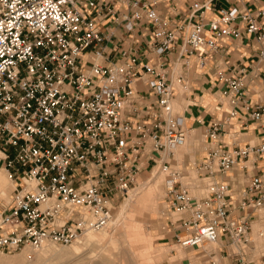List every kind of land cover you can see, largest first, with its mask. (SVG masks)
Listing matches in <instances>:
<instances>
[{"label":"built area","instance_id":"obj_1","mask_svg":"<svg viewBox=\"0 0 264 264\" xmlns=\"http://www.w3.org/2000/svg\"><path fill=\"white\" fill-rule=\"evenodd\" d=\"M217 1L0 0L1 253L30 259L104 228L149 168L177 248L264 264V0ZM223 37L257 48L227 73L214 60L223 115L197 119L202 156L178 163L193 127L173 101Z\"/></svg>","mask_w":264,"mask_h":264},{"label":"rangeland","instance_id":"obj_2","mask_svg":"<svg viewBox=\"0 0 264 264\" xmlns=\"http://www.w3.org/2000/svg\"><path fill=\"white\" fill-rule=\"evenodd\" d=\"M179 101L183 102L181 99ZM200 145L201 142L199 153L202 151ZM183 154L178 158V163L192 161L187 157V153ZM2 170L7 176L4 169ZM151 174L152 170L149 168L138 173L136 183L130 188L131 192L128 191L124 198L118 199L113 205V219L114 215L121 211L122 216L117 222L108 224V227L93 232L94 240L87 242L83 236L65 246L45 247L31 260H27L28 263L39 261L40 264H69L70 260L83 256L87 263L92 264H99L101 259L108 264H185L178 262L179 258L190 257L193 252L177 248L173 244V239L166 238L164 227L168 213L163 207V183L161 178L151 180ZM5 199L6 197L0 200ZM17 253L0 252V258L10 259L23 254Z\"/></svg>","mask_w":264,"mask_h":264},{"label":"crops","instance_id":"obj_3","mask_svg":"<svg viewBox=\"0 0 264 264\" xmlns=\"http://www.w3.org/2000/svg\"><path fill=\"white\" fill-rule=\"evenodd\" d=\"M186 1L188 0H180L177 4L176 8L180 13L184 12ZM250 3L251 1L245 2V5H249ZM217 4L229 6L230 1L218 0ZM218 45L221 48L220 51L214 54L208 61L203 74H193L192 71L188 73V80L190 82L188 96H176L174 99V108L183 112L186 126L193 127L190 129L189 145L183 151H179V149L175 151L177 159L184 155L183 153H187L188 158L195 161L198 160L202 156V152L199 153V143L203 140V125H199L197 119H201L204 123L210 118H221L223 115V111L219 107V102H221L219 89L213 85L215 82L210 75L214 60L218 59V67L223 69L224 73H227L230 63L233 65H246L252 59L253 52L257 48V45L246 37H242L239 40L223 37L218 40ZM191 70H194V68ZM191 98L194 99L191 102H195L196 105L187 103L189 100L186 99ZM179 99L183 100L184 104ZM165 233L167 234V239H172L171 232L165 231ZM186 258L189 260L187 264H197L196 259L192 255Z\"/></svg>","mask_w":264,"mask_h":264},{"label":"bare ground","instance_id":"obj_4","mask_svg":"<svg viewBox=\"0 0 264 264\" xmlns=\"http://www.w3.org/2000/svg\"><path fill=\"white\" fill-rule=\"evenodd\" d=\"M172 106H173V108H174V102H173V104H172ZM175 109V108H174ZM176 110V109H175ZM190 137V130L188 131V135H187V137L185 138V141H184V143L181 145V146H179V147H177V148H175L173 151H174V155L176 154L175 153V151L176 150H178V149H182V148H185V147H187V145H188V138ZM176 157V156H175ZM177 158V157H176ZM3 168H0V199H2V198H5V197H7V193L9 192V190L12 188V185H11V182L9 181V179H8V177L4 174V173H2V170ZM158 178H161L162 179V174L161 173H159V172H155L154 170H153V172H152V174H151V177H150V179L152 180V179H158ZM163 180V179H162ZM133 190V189H132ZM154 190V187H152V190L151 191H153ZM151 191H150V193H151ZM131 192V190H129V193ZM149 193V192H148ZM151 195V194H150ZM152 196V195H151ZM140 203V202H139ZM126 205V204H125ZM145 206V205H144ZM124 207V206H123ZM150 208V207H149ZM121 209V208H120ZM122 213H123V211H121V212H119L117 215L115 214L114 215V219H113V216H112V219H111V221H110V223L111 222H113V223H115V222H117L118 220H119V218L122 216ZM113 214V213H112ZM113 220V221H112ZM121 220V219H120ZM109 223V224H110ZM108 227V226H107ZM106 227V228H107ZM93 232H98V231H90V232H87V233H85L83 236H85L86 237V241L87 242H91L92 240H94V238H95V235H94V233ZM83 236H81L80 238H82ZM129 242V241H128ZM55 246V245H53V244H45V245H43L41 248H40V250L39 251H37L33 256H35L37 253H39V252H41L45 247H48V246ZM114 246V245H113ZM115 247V246H114ZM116 248V247H115ZM20 253H23V254H21V256H17V257H15V258H10V259H1L0 258V264H30V263H28V261L27 260H31V258L30 259H27L26 258V256H25V251H21V252H18L17 254H20ZM103 253V252H102ZM101 253V254H102ZM123 253V252H122ZM104 254H105V252H104ZM103 255V254H102ZM101 256V255H100ZM104 256H106V255H104ZM107 257V256H106ZM99 261H101L99 264H108L107 262H103V259H101V260H99ZM33 264H40L39 263V261H36L35 263H33ZM69 264H92V262H86L85 261V259H83V256L82 257H79V258H77V259H74V260H70V262H69ZM98 264V263H97Z\"/></svg>","mask_w":264,"mask_h":264}]
</instances>
